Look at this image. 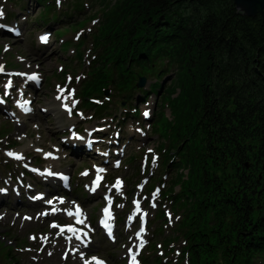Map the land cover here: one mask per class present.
<instances>
[{
    "label": "trees",
    "instance_id": "trees-1",
    "mask_svg": "<svg viewBox=\"0 0 264 264\" xmlns=\"http://www.w3.org/2000/svg\"><path fill=\"white\" fill-rule=\"evenodd\" d=\"M96 1L106 12L102 35L127 43L122 85L161 61L195 81L185 161L199 168V214L228 229L229 263L219 264H243L264 243V9L250 16L235 0H123L112 11ZM211 248L192 247L196 264Z\"/></svg>",
    "mask_w": 264,
    "mask_h": 264
},
{
    "label": "rangeland",
    "instance_id": "rangeland-1",
    "mask_svg": "<svg viewBox=\"0 0 264 264\" xmlns=\"http://www.w3.org/2000/svg\"><path fill=\"white\" fill-rule=\"evenodd\" d=\"M3 2L4 0H0V6ZM13 8L10 5L8 9L11 12ZM34 9V14H29L27 17L29 23L28 26L24 25L22 38L18 39L14 35L0 33V68L7 73L6 78H0V100L4 101L5 106V110L0 114V157H4L1 151L2 148L9 152L18 150L30 168L34 166L36 161L40 164L44 162L46 165L51 162L49 160L50 154L47 151H41L39 146L41 141L54 152L57 150L62 152L60 157L52 163L57 167L68 168L70 172L74 173V177H77L78 172L82 171L85 165L88 166L90 160L89 158L74 157L70 153L69 148L71 147H67V150H65L62 146V140L58 137V135H63L64 127L74 123V120L66 118L62 109V112L57 114L41 113V121L34 114L47 102H55L56 100H53V97L60 96L61 90H64L66 96L73 89L76 91L77 96L84 99L85 96L101 94L104 90H109L110 96H113L109 88L110 81L106 67L98 65L97 68L100 69L95 72L89 67L86 68L84 63L90 61L88 52L84 56V52L81 53V64L78 62L79 58L77 60L73 59L76 55L75 48L82 45L83 36L89 44H94L95 42L89 39L92 34L91 29H96L97 26L100 27L99 32L95 33L96 37L101 32L105 34L107 29L104 28V23L98 22L99 20L90 22L88 26L81 23L77 28H70V24L53 26L50 30L52 32L51 42L39 47L36 41L38 34H33L35 27L32 26L31 20L38 16V9L40 10V8L34 7ZM94 12L90 10L84 17L78 18L74 24L84 21ZM13 20L8 19L7 22L9 23H6V26L13 27ZM83 28H85V32H79ZM1 29L2 32L5 31V26H1ZM46 30V28H43L40 33ZM26 64H28V67ZM28 70H34L41 78L39 97L32 98L24 93L23 89H19L16 95H12L9 99L11 88L18 84L15 74L27 72ZM26 77L28 78V75ZM191 84L192 82L185 74L176 75V77L169 80L167 85L169 90L162 100L157 103L154 101L153 104H151L152 101L138 104L140 114L143 117H145V111H148L149 115L153 114V116L148 117L149 120H142L141 118L137 120H142V127H138L140 137L136 136L137 143L121 156L122 162L124 161V164H120L122 170L118 173L121 178L118 180H114L112 177L107 179L111 188H115L113 197L123 200L121 205H115V210L121 208L117 211L119 218H122V216L127 218L131 215L133 204L141 198V192L148 189L152 180L155 178H162L163 180L162 185L157 186L158 194L150 196V200L144 199L141 201L142 206H148L151 209L148 212L151 217L149 228H152V230L141 238L145 240V243L141 246L137 257L148 264H169L171 260L169 256L172 251L171 246L167 248L166 246L170 235L173 234V229L170 228V222L175 217L170 210L173 203L168 199L166 201H158V199L160 196H167L171 193L177 195L181 191L180 184L187 185L189 183L187 179L188 169L180 164L168 172L167 170L163 171L162 167L165 168V163L162 162L161 157L167 160L175 153L172 147L184 138V128H188V124L193 121L191 118V92L193 87L195 89L197 85L194 80L192 86ZM18 103L22 107L17 106ZM76 105H80V102ZM124 110L123 107V112L122 108L118 111V119L121 121L124 119L121 116ZM26 113L34 114H32V117L27 118ZM25 123L30 125L28 130ZM53 123V130H49ZM58 128L61 133L57 131ZM53 131H56V133H53ZM124 137L125 132L123 133L125 141ZM41 138L43 139L41 140ZM169 140H171L169 142L170 147H167ZM6 142H16V146L10 148L11 146L6 145ZM144 150L146 155L142 160ZM128 157H131L129 159L136 157V159L134 162H129V159L126 161ZM45 165H40L39 168L42 169ZM151 167L152 176L148 179V183L144 186L138 185ZM7 168L8 166L0 162V172L2 174L6 175L8 173L5 170ZM137 170L142 171L138 177L136 176ZM117 181L121 182L119 184L121 187H117ZM40 194L45 197L43 191H40ZM31 196L34 198L35 193H32ZM52 196L44 199L43 203L47 206L39 204L33 210L28 208L21 210L14 202L4 203L0 206V264H85L87 259L91 261L89 264H96L93 257L96 260L103 261L104 264H125L128 253L136 251L139 235V228L136 226L130 229L128 235L118 236L113 245L106 243L101 245L97 236L90 250L82 251L78 243L67 240L69 237L67 233H59L57 229L51 226V222L55 220L53 211L62 214L56 218L63 219L65 222L69 221L66 212H70L72 208L66 202L71 199L68 196H66L67 200L63 199L62 194ZM87 197L82 194L73 196L74 199L82 201L87 208L88 218L94 222L100 208L104 205L100 197L96 199ZM182 198V196H178L176 202ZM174 213L178 214L175 211ZM159 231H162L161 235L156 237L155 241L158 240L161 245L159 247L156 245L157 251L153 252L155 245L149 247L154 242L150 240V237L152 235L156 236ZM131 234L134 235L131 237ZM32 237H35V239ZM51 241L62 242L64 244L63 249L59 250L56 247H51ZM124 242H127V244L122 247ZM150 248H152V251ZM179 248L181 249V247Z\"/></svg>",
    "mask_w": 264,
    "mask_h": 264
},
{
    "label": "bare ground",
    "instance_id": "bare-ground-1",
    "mask_svg": "<svg viewBox=\"0 0 264 264\" xmlns=\"http://www.w3.org/2000/svg\"><path fill=\"white\" fill-rule=\"evenodd\" d=\"M21 29V27H18L17 31H16V37L19 33V30ZM1 33V31H0ZM20 37V36H19ZM17 82L19 84H24L25 90L24 92L26 94H28L29 96H33L35 98L39 97V92H41L40 87H36L34 86L31 81L26 80L23 76L19 75L17 78ZM15 88H13L14 90ZM16 91L11 92V96L15 93ZM49 109L52 113H58L59 112V108H57L54 104H50L49 105ZM4 111V105L3 103H0V112ZM41 111L42 109H40L37 113V118L38 120H41ZM27 128H29V126H27ZM109 138V137H108ZM106 138V139H108ZM20 160V159H18ZM12 182L10 181L9 177H3L2 175H0V189L4 190V191H0V206L3 205L4 203H11L14 202L19 209H23V208H27V206L29 205V202L24 200L23 196H24V189L20 186V185H13L11 184ZM29 188H25V191H28ZM31 205L33 206V208H36L38 206L37 202H31ZM33 210V209H31Z\"/></svg>",
    "mask_w": 264,
    "mask_h": 264
},
{
    "label": "snow or ice",
    "instance_id": "snow-or-ice-1",
    "mask_svg": "<svg viewBox=\"0 0 264 264\" xmlns=\"http://www.w3.org/2000/svg\"><path fill=\"white\" fill-rule=\"evenodd\" d=\"M3 16V13L2 12H0V17H2ZM43 39H47L46 37H44ZM3 69L2 68H0V71H2ZM32 79H36V77H32ZM74 95V90L73 91H71V92H68V94L65 96L64 95V90H61V95L60 96H57V99L59 100V99H64L65 101H67L68 99H70L72 96ZM78 103V101H76V100H72V104H71V107H69L68 106V104L67 103H65L64 104V107H65V109L69 112V113H71V109L72 108H74L75 107V105ZM26 111L28 110V109H25ZM144 116L145 117H148L149 116V112L148 111H145L144 112ZM8 155L9 156H13L14 154L13 153H8ZM16 158L17 159H21V157L20 156H16ZM104 170L103 169H97V179H96V182L95 183H97L98 184V182H99V180L101 179V176L99 175V173H101V172H103ZM48 175H53V173H51V172H48L47 173ZM87 173H85V175H86ZM121 182L120 181H117V186H119V184H120ZM0 191H4V190H2V189H0ZM49 203H51V202H49ZM137 211H139V204H138V202H137ZM106 212H107V210H106ZM78 223H83V221L82 220H79L78 221ZM106 228H109V231H111V229H110V226L105 222V225H104ZM53 227H55V225H53ZM69 231H73V229H68ZM61 231H63V229H61ZM33 239H35V237H32ZM77 239H79V237H77ZM142 246V245H141ZM93 260H96V258L95 257H93ZM133 262H134V264H135V257H133ZM96 264H104V262L103 261H99V260H97L96 261Z\"/></svg>",
    "mask_w": 264,
    "mask_h": 264
},
{
    "label": "water",
    "instance_id": "water-1",
    "mask_svg": "<svg viewBox=\"0 0 264 264\" xmlns=\"http://www.w3.org/2000/svg\"><path fill=\"white\" fill-rule=\"evenodd\" d=\"M240 12L245 15L254 16L264 9V0H235Z\"/></svg>",
    "mask_w": 264,
    "mask_h": 264
}]
</instances>
